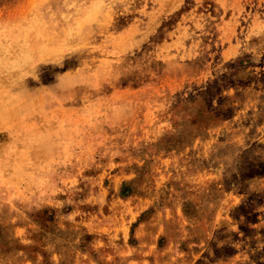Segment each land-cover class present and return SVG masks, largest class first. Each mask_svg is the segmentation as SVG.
<instances>
[{"label":"rangeland","instance_id":"rangeland-1","mask_svg":"<svg viewBox=\"0 0 264 264\" xmlns=\"http://www.w3.org/2000/svg\"><path fill=\"white\" fill-rule=\"evenodd\" d=\"M0 264H264V0H0Z\"/></svg>","mask_w":264,"mask_h":264},{"label":"bare ground","instance_id":"bare-ground-1","mask_svg":"<svg viewBox=\"0 0 264 264\" xmlns=\"http://www.w3.org/2000/svg\"><path fill=\"white\" fill-rule=\"evenodd\" d=\"M87 11V10H86Z\"/></svg>","mask_w":264,"mask_h":264}]
</instances>
